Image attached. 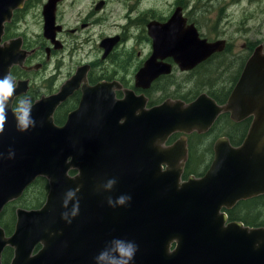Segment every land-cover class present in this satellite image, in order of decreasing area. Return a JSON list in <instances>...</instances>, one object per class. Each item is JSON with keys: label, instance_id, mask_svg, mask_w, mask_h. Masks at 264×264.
<instances>
[{"label": "water", "instance_id": "95a60500", "mask_svg": "<svg viewBox=\"0 0 264 264\" xmlns=\"http://www.w3.org/2000/svg\"><path fill=\"white\" fill-rule=\"evenodd\" d=\"M57 1L48 0L43 7L46 34L54 22ZM22 2L0 0V40L4 22ZM101 5L99 2L96 9ZM179 16L174 13L165 23H149L154 38L152 63L171 55L182 68L189 69L222 49L224 40L201 39L193 24L186 29L177 24ZM50 36L53 38V33ZM116 40L114 36L102 41L104 55ZM14 47L13 41L0 46V78L8 75L12 60L7 59L15 54L8 49ZM166 68L155 67L158 71ZM72 83L67 81L58 95L33 106L32 116L35 120L41 116L42 130L36 121L35 128L17 131L11 112L0 136V145L6 148L0 151V210L7 201L20 196L36 176L43 175L49 182L41 207L16 210L15 231L10 237L4 238L0 229V251L6 243L15 247L11 264H74L88 259V254L90 264H97V256L117 239L137 245L131 264H264V226L229 221L225 212L239 200L264 194L263 45L253 49L225 106L200 94L187 104L170 101L145 109L141 98L115 99V83H98L91 90L84 88L79 107L64 125L55 126L51 115L73 90ZM222 111H229L234 121L251 117L239 145L219 137L211 163L199 178L190 176L179 183L182 166L161 169L162 163L173 166L177 152L186 154L183 138L173 146H162L171 133L206 131ZM121 117L124 120L120 123ZM99 161H105L102 174ZM71 167L78 169L74 177L68 175ZM94 176L106 184L116 180L108 192L116 191L122 179L127 185L122 195L131 197L126 204L117 205V224L112 214L101 233L98 221L83 224V204H78L77 215L70 214L76 196H81L76 188ZM69 190L76 194L65 208L63 201ZM65 212L71 223L63 218ZM86 237L90 239L88 249ZM38 241L43 243L42 249L30 256Z\"/></svg>", "mask_w": 264, "mask_h": 264}, {"label": "flooded vegetation", "instance_id": "af4514ba", "mask_svg": "<svg viewBox=\"0 0 264 264\" xmlns=\"http://www.w3.org/2000/svg\"><path fill=\"white\" fill-rule=\"evenodd\" d=\"M47 1L48 0H23L21 6L13 9L11 18L4 22L0 46H8L13 41L15 47L13 49H8V52L11 54H18L17 56L15 54L8 56L9 59H7L9 61L12 60L11 64L8 66L7 74L14 78L17 85L15 97L12 99L9 106L8 116L11 112L14 113L13 110L17 106L20 99H31L34 106L39 101L58 95L67 81H73L72 84L74 85V88L68 96L64 100H61L54 108L51 117L55 126L64 125L68 115L79 107L80 100L83 96V89L89 88V90H91V87L98 85V83H115L112 85V91L115 99L122 100L130 97L131 100L141 98L144 101L145 109L170 101H182L184 104H187L195 100L200 94H205L212 98L219 106H225L247 60L251 56L253 49L257 46L256 45L252 51H249L246 55H244V57H241L234 66L233 61L228 60V57L233 59V54L227 53L228 42L226 39V42L224 41V45L221 50L214 51L209 57L198 62L189 69H186L185 67L182 68L180 65L181 62L175 61L171 55L162 59L156 58L154 63H152L154 38L148 30V25L152 21L158 22L159 24L165 23L172 15H174V13L177 15L179 13L180 15V22L178 21V25L182 24L186 29L189 24H193L201 39H206L207 42H213L219 39L210 40L209 38L203 36L196 22L186 15V5L180 1H177L173 10L166 18L160 20L156 19L154 15L148 16V13H150L153 8H147L145 11H139L140 1L130 3L127 0H120L119 3H122L124 10L120 13L115 23V25H118V30L109 35L99 33L97 56L90 59L74 61L72 60V57H65L64 55H61V53L68 50L69 53L75 51L76 46H74L73 43L71 45L68 44L67 38H75L77 28L72 27L65 29L64 25L58 20L59 6L62 2V0H58L54 11L53 28L51 27V29L46 31L47 35L44 29L45 20L43 15V7ZM99 2H102V5L100 8L96 9V5ZM107 4L108 0H98L94 5V10L102 11L106 8ZM38 5L40 6L39 13L42 17V32L41 34H37L35 39H31L28 38L25 33H21L18 26L23 22L27 12ZM183 19L185 22H183ZM153 25H155V23ZM85 26H88V23H84L81 20L80 27ZM131 26L138 27L139 33L135 41L128 46L127 42L129 39L134 38L133 35L129 33V28ZM52 33L53 38L50 36ZM64 35L66 37H64ZM114 36H117V40L108 50L107 54L104 55L106 48L101 46L102 41L107 37ZM140 44H145L146 47L149 46V51L144 53L142 49L135 50ZM242 46L246 47L247 44L243 43ZM211 66H213L214 74L210 76L211 79H208L205 73ZM155 67L158 69H166L158 71ZM79 68L83 69L80 74L73 79ZM221 118H225L231 124H239L241 121L251 117H247L241 121H234L231 119L229 111H222L217 115L212 125L206 131L199 132L194 129L189 133L179 131L171 133L165 139L162 146H173L177 141H180L183 138L186 154L183 156L180 152H177L176 155L178 157L173 162V166H170L168 163H162L161 169H178L182 166V170L179 173V183L188 180L190 176L193 178L201 177L209 167L213 158V146L215 141L222 136L229 140L228 133L220 132L222 128H219V126L222 123L225 124L223 120L220 121ZM123 120L124 117H121L120 123ZM36 121L38 122L39 128L42 130L41 116ZM77 127H79V124L76 125V128ZM204 135L211 137L209 138L207 145V150L210 153L211 159L209 162H205V166L202 168L204 162L202 163V161H198V159L191 161L189 158H201V156L197 154L196 147L200 145V138ZM245 135L246 134H244L241 142L243 141ZM231 145L237 146L234 144ZM4 148L5 147L3 145H0V151ZM188 161H191L192 164H195L196 161L197 165L200 167V171H188V173L185 174L186 167L189 164L187 163ZM88 164H90V160L88 161ZM104 165L105 161L102 163L100 162V165L98 166L100 174H102V168ZM76 174H78L77 168H69V176L74 177ZM94 174H96V172H94ZM96 175L99 176L98 173ZM95 176L86 182L83 187L76 188V190L79 191L78 193L81 192V196H76L75 201H78V204H83V224L86 223L89 226L90 220L94 219L98 221V230L101 233L105 230L107 222H110L109 216L112 214H115V222L117 224V220L119 218L117 205H115L116 207L110 205L109 198L115 202V200L122 195L123 189L124 187H127V185L121 179L118 182L120 184L116 186V191L108 192V189L105 188L106 182L104 180H96ZM37 180L40 181L42 185L43 182L47 185L45 189H43L42 186L34 192L33 199H35L36 195L39 196L41 204L34 208H25L16 205L14 217L12 219V215L9 212L10 204H19L21 200L25 199L28 191L30 189L33 190L34 183ZM48 190V179L43 175H38L23 189L20 196L7 201L2 206L0 210V229L3 232L4 238L10 237L15 231L17 217L16 210L19 207L25 209H35L41 207L46 199ZM117 194H119V196ZM239 201H237L236 204ZM91 205H95L93 210ZM234 206L225 209L229 221L232 220L229 219L227 210L232 209ZM3 218L6 223H12V231L6 230V227H4L1 222ZM84 244L86 249H88L90 245V239L88 237L84 239ZM42 247L43 243L38 241L32 247L30 256L37 255ZM6 248H9V251L7 252V261L4 263L3 253ZM14 249L15 247L11 246L9 243H6L2 247L0 251V264H11L12 259L14 258ZM90 255L88 254L86 256L88 259H82L74 264H90Z\"/></svg>", "mask_w": 264, "mask_h": 264}, {"label": "rangeland", "instance_id": "374dc122", "mask_svg": "<svg viewBox=\"0 0 264 264\" xmlns=\"http://www.w3.org/2000/svg\"><path fill=\"white\" fill-rule=\"evenodd\" d=\"M98 0H62L59 6L58 20L65 29L76 27L75 38L68 37V44L76 46L75 51L69 53L64 51L61 55L72 57V60L90 59L98 54L97 42L99 33L109 35L118 30L115 25L118 16L124 10L120 0H108L106 8L102 11L94 10V5ZM128 2H139V11L153 8L148 16L154 15L156 19L166 18L173 10L177 1L186 5V15L198 25L203 36L210 40H227L228 52L233 54V66L244 57L256 45L264 47V0H127ZM40 6L30 9L25 15L23 22L18 26L21 33H25L28 38L35 39L37 34L42 32V17L40 16ZM81 20L88 23V26L80 27ZM120 22V21H119ZM139 28L131 26L129 33L134 38L129 39L127 45H131L137 35ZM64 37H66L64 35ZM226 42V41H225ZM247 46L243 47L242 44ZM142 49L149 51V46L140 44L135 50ZM136 52V51H134ZM235 58V59H234ZM199 74V73H198ZM208 79L214 74L213 66L205 73ZM219 128L221 133H229L234 128L229 123H222ZM209 138H200L203 146L198 145L197 154L201 156L202 168L205 162L211 159L207 151ZM32 189L25 196L26 200L33 199ZM24 203V199L19 202ZM24 205H33V200ZM22 207V206H21ZM34 208V207H30ZM260 214V211H256Z\"/></svg>", "mask_w": 264, "mask_h": 264}, {"label": "clouds", "instance_id": "9594fccd", "mask_svg": "<svg viewBox=\"0 0 264 264\" xmlns=\"http://www.w3.org/2000/svg\"><path fill=\"white\" fill-rule=\"evenodd\" d=\"M16 82L11 75H6L0 78V136L5 133V126L8 120V111L12 99L16 94ZM33 104L31 99H20L17 106L13 110L14 119L16 120L17 131L27 132L28 130L36 127V120L32 116ZM14 155V154H13ZM11 158V156H10ZM116 180L110 179L105 185L106 189H112ZM75 191L69 190L66 194V198L63 201V206L68 207L69 202L75 196ZM131 200L130 196L121 195L115 202L109 198V204L124 205ZM71 216L78 214V201L73 204L71 209ZM68 223H71L69 219V213H63ZM137 251V245L131 241H125L121 239L113 240L109 247L101 251L97 256V264H131Z\"/></svg>", "mask_w": 264, "mask_h": 264}, {"label": "trees", "instance_id": "16d2710c", "mask_svg": "<svg viewBox=\"0 0 264 264\" xmlns=\"http://www.w3.org/2000/svg\"><path fill=\"white\" fill-rule=\"evenodd\" d=\"M224 121L225 124L229 123L225 118H221L220 121ZM251 118H247L243 121H241L239 124H232L233 125V130L228 133V137L230 140L231 144L237 145L241 142L244 134H246L249 124H250ZM221 132V130H220ZM208 135V134H207ZM207 135L201 136V138H206L208 137ZM200 146H203V143L200 141ZM208 151V150H207ZM191 161L198 159L202 161L201 158H189ZM191 161H188L189 163L186 167L185 174L188 173V171H195L198 170L200 171V167L197 165V162L195 161V164H192ZM189 167V168H188ZM43 186V189L47 187L45 182H43V185L40 183V181H36L33 186V192L38 190ZM33 200V205L26 206L24 203H29ZM24 203H21L20 205L25 208H30V207H38L41 202L39 200V196H35V199L31 200H26L24 199ZM16 204L12 203L10 204V209L9 212L12 215V219L14 217V210H15ZM256 211H260V214H256ZM229 214V219L230 220H240L242 221L245 225L256 227V226H264V194L251 197L250 199L246 200H241L239 201L232 209L227 210ZM12 221V220H11ZM6 227L7 231H12V223L10 224L9 222L6 223V221L3 220L1 221ZM9 251V248H6L4 253H3V262L6 263L7 261V252Z\"/></svg>", "mask_w": 264, "mask_h": 264}]
</instances>
